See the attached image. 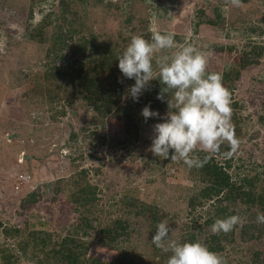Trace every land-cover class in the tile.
I'll list each match as a JSON object with an SVG mask.
<instances>
[{
    "label": "rangeland",
    "instance_id": "1",
    "mask_svg": "<svg viewBox=\"0 0 264 264\" xmlns=\"http://www.w3.org/2000/svg\"><path fill=\"white\" fill-rule=\"evenodd\" d=\"M62 2L38 0L30 18V0H0V220L9 228L21 230V235L13 239L5 238L0 230V264H7L4 258L9 254L13 256L10 264H34L15 248L17 240H25L30 232H50L54 241L73 233L84 210H77L78 206L71 203L74 188L68 180L82 169L87 170L89 181L100 191L93 227L85 237L89 242L87 256L100 257L110 264L121 260L127 264H160L158 258L163 251L155 255L151 243L155 231L147 222L137 224L135 215H131V224L136 225L130 226L129 231L133 230L127 242L113 246L104 243L102 227L119 218L128 220L127 208L119 201L133 196L147 204H157L161 214H168L162 221L175 230L169 233L172 240L193 233L210 251L223 256L226 264H249L257 252L264 258V235L241 238L240 227L247 223L245 216L240 217L235 228V243L223 241L221 250L209 244L211 225L203 224L212 203L206 202L189 214L188 200L200 187L192 181L190 169L182 161L173 165L166 161L161 168L158 157L148 151L154 125L142 123L139 139L120 148L111 139L121 135L122 121L110 115L104 124H99L97 116L81 100L61 103L67 113L53 119L45 84L37 74L43 73L48 64L61 66L63 59L49 51L50 44L37 43L30 34L43 18L51 16L52 24L46 29L51 35L60 23ZM105 2H112V7H91L87 22L94 31L110 32L109 36L113 35L121 46L133 33L172 32L184 41L176 42L177 49L170 55L191 44L206 54L207 69L220 72L239 65L241 55L253 44L264 46L262 0L242 3L239 8L225 0H146L136 1L135 5L133 0ZM134 10L144 18L142 25L137 20H125L127 12ZM201 10L204 22L198 27ZM207 19L218 23H207ZM85 34L77 32L68 41L63 52L66 59L81 58L75 45ZM229 48H233L231 52ZM236 85L234 97L243 106L239 114L243 135L238 136L240 146L234 155L240 168L233 169L232 174L254 176L264 166V124L259 119L264 115V55L242 71ZM99 135L107 137L105 145L96 139ZM30 155L36 159H25ZM21 174L28 175L30 181L21 182Z\"/></svg>",
    "mask_w": 264,
    "mask_h": 264
},
{
    "label": "trees",
    "instance_id": "2",
    "mask_svg": "<svg viewBox=\"0 0 264 264\" xmlns=\"http://www.w3.org/2000/svg\"><path fill=\"white\" fill-rule=\"evenodd\" d=\"M38 0H30L29 17H33V6ZM61 13L58 16V23L54 28V32L50 35L46 29L51 26V16L43 18L42 23L35 28L30 34V38L37 43L50 44V52H55V56L63 59L61 66L48 64L43 73L37 74V78L41 79L44 84V92L50 110L53 112V119L67 113L66 106L61 104L64 101L68 104L75 100H81L86 108L93 111L94 116H97V122L104 124V121L110 116L118 117L122 121V132L120 136L112 137L111 141L114 145L123 148L127 142L138 140L140 136V128L142 123L147 125H155L161 123L168 111L167 103L157 99L161 94L163 85L158 79V68L154 63V79L149 82V87L139 97L138 102H135L128 94V90L135 84L134 79H128L123 76L118 68L117 57L123 53L133 36H143L145 39H150V31L142 32L141 34L133 33L121 46L119 41L114 39L113 35L109 36L110 32L94 31L93 26L90 27L87 19L90 14V8L95 6L108 5L112 7V2L105 0H62ZM146 2V0H133ZM172 0H160V3ZM251 0H242V3H247ZM106 3V4H105ZM264 5V0H262ZM219 11V10H218ZM51 15V14H49ZM204 11L201 10L199 20L196 26H200L204 22L202 18ZM49 19V20H48ZM84 20V21H83ZM88 20V22H87ZM125 20L128 23H133L136 20L140 25L145 21L137 12H127ZM207 23L217 24L214 20H206ZM88 29V30H86ZM197 29V27H196ZM253 31H255L253 29ZM77 32L86 33L78 40V45H75L77 53L81 54V58L66 59L64 50L67 43L74 39ZM161 32V31H160ZM165 33V32H162ZM264 33V30H261ZM174 39L177 43H182L184 38L180 35H175ZM57 44V45H56ZM233 48H229L230 52ZM264 55V46L253 44L248 50L241 55L239 65L230 67L223 71H215L207 69L208 72H216L222 76L223 85L229 89L232 98V108L234 110L232 123L235 127L236 137L242 136V128L240 124V111L242 104L236 100L235 87L238 79L241 77L242 71L252 66ZM54 63V62H52ZM167 98H171V93H165ZM149 106L150 110L158 111L160 117L149 118L144 120L141 115L142 109ZM262 124H264V115L259 116ZM98 137V138H97ZM102 145L106 144V136H97ZM226 147V146H225ZM230 151L229 147L223 148L218 154L210 156L208 162L202 168L190 169L192 181H195L196 186L200 187L188 200V206L192 214L197 207H203L206 202H211V210L207 211L208 217L204 222V226L212 225L216 219H223L231 215L245 216L247 223L240 227L243 240L256 239L264 235V224H258L256 217L259 213H264V166L261 172H255L254 176L249 174L238 175L232 174L233 169L240 167L236 166L235 152L231 156H226L224 153ZM201 159L205 153H196ZM222 157V160L219 158ZM161 168L166 166V161L173 165L170 159L159 158ZM162 159V160H161ZM237 167V168H236ZM71 187L74 190L71 193L70 201L73 205L84 210L81 218L75 227L73 233L64 236L59 241L52 240V234L44 230H35L29 233L25 240H21L15 245V248L21 252L25 258L33 261L34 264H110L104 259L96 256H87L89 242L85 239L90 228L93 227V213L98 210L99 205V190L93 186L88 179L87 170L82 169L74 174L70 180ZM31 198H35L31 195ZM184 199V198H183ZM30 200V199H29ZM27 200V201H29ZM123 208H127V214L130 215L128 220L119 218L118 220L108 222L102 227L101 232L105 236L107 245L127 242L126 239L131 235L129 228L131 225L147 222L149 227L156 231L158 223L162 222L168 214L160 213L157 204L150 205L133 196L123 197L119 201ZM121 207V208H122ZM161 215H160V214ZM131 215L138 218L136 223L131 224ZM160 215V216H159ZM238 227V225L236 226ZM235 227V228H236ZM235 228L228 234L212 235L209 238V244L216 250H221L223 241L235 243L234 235ZM0 230L5 238L13 239L21 235V230L17 227L9 228L0 220ZM108 239V240H107ZM179 243L184 242H199L197 235H187L186 238L176 240ZM14 242H16L14 240ZM155 255L160 250L153 244ZM31 248L33 250H31ZM30 255V256H29ZM171 253L160 254L158 258L160 264H166ZM261 253H254L252 261L249 264H264V258ZM13 259L12 255H6L4 260L10 264ZM119 264H127L123 260ZM130 264V263H128Z\"/></svg>",
    "mask_w": 264,
    "mask_h": 264
},
{
    "label": "clouds",
    "instance_id": "3",
    "mask_svg": "<svg viewBox=\"0 0 264 264\" xmlns=\"http://www.w3.org/2000/svg\"><path fill=\"white\" fill-rule=\"evenodd\" d=\"M233 7H242V0H225ZM172 32L152 31L150 39L133 36L126 49L117 57L118 68L125 78L134 79L135 84L128 90L131 98L139 97L149 87L154 76V63L158 68V79L163 85L157 99L167 103L168 111L160 117L158 111L149 106L142 109L144 120L160 117L164 122L153 126L154 135L148 149L154 156L182 161L188 169L202 168L213 154L227 144L234 154L240 146L232 123L233 108L231 92L222 82V76L208 72L205 53L191 44L177 49ZM171 93L167 98L165 93ZM170 150L172 154L170 155ZM203 152L201 159L196 153ZM241 218L231 215L216 219L211 225L213 235L228 234L239 225ZM258 224H264V213L256 217ZM171 229L165 220L157 224L151 243L164 253H171L166 264H226L220 254L210 251L199 242L179 243L170 239Z\"/></svg>",
    "mask_w": 264,
    "mask_h": 264
},
{
    "label": "built area",
    "instance_id": "4",
    "mask_svg": "<svg viewBox=\"0 0 264 264\" xmlns=\"http://www.w3.org/2000/svg\"><path fill=\"white\" fill-rule=\"evenodd\" d=\"M19 179L21 180V182H24V183H28L30 181V177L26 174H21L19 176ZM19 188V187H17Z\"/></svg>",
    "mask_w": 264,
    "mask_h": 264
},
{
    "label": "water",
    "instance_id": "5",
    "mask_svg": "<svg viewBox=\"0 0 264 264\" xmlns=\"http://www.w3.org/2000/svg\"><path fill=\"white\" fill-rule=\"evenodd\" d=\"M15 136H17V135H15ZM10 138H12V136ZM25 159H27V160L36 159V157L33 155H30V156H25Z\"/></svg>",
    "mask_w": 264,
    "mask_h": 264
}]
</instances>
